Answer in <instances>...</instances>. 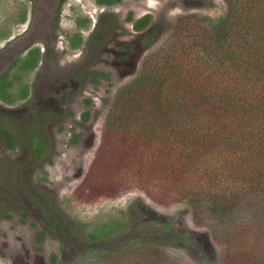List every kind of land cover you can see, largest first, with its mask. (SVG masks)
I'll return each instance as SVG.
<instances>
[{
    "label": "rangeland",
    "instance_id": "1",
    "mask_svg": "<svg viewBox=\"0 0 264 264\" xmlns=\"http://www.w3.org/2000/svg\"><path fill=\"white\" fill-rule=\"evenodd\" d=\"M225 9L223 0H0V264H90L110 248L138 243L145 244L146 250L150 245L161 247L188 264H228L222 259L223 239H215L211 227L196 213L210 214L211 207L222 202H230L229 210L236 214L242 210L246 216L225 218L244 234V245L264 241V231L257 227L261 221L251 218L252 209L263 210L258 204L264 206V197L230 199L239 187L232 186L236 172L231 176L224 169L236 170V160L232 165L230 159L220 162L223 148L202 155L201 145L191 147L187 136L171 143L165 140L164 146L156 139L130 145L132 153L140 150L150 161L157 158L167 174L187 160L188 169L180 172L186 179L174 177L175 185L180 195L197 192L196 199L190 196L188 201L160 205L147 189L134 188L112 197L110 192H90L88 185L79 187L94 154L109 145L102 129L118 88L136 77L143 58L167 39L175 16L199 12L212 17ZM141 19L145 22L140 26ZM31 49L38 51L36 62L25 68L21 62ZM186 69L182 64L176 71L181 80ZM190 72L193 85H199L200 77ZM259 87L239 98L232 93L220 108L205 106L206 116L193 126L202 133L206 126L230 123L236 110L227 106L231 99L252 110L258 120L253 133L264 140L259 109L264 107L263 84ZM163 92L175 93L173 89ZM179 92L192 98L187 90ZM207 94L212 97L215 92ZM158 115L149 117L154 120ZM167 117L158 123L161 132ZM3 132L11 135V144ZM217 135L218 140L223 136ZM191 148L208 165L210 170L201 172L210 177L199 174L201 163L195 157L189 163ZM173 153L185 159L174 163ZM124 157L116 155L117 168L108 172L135 181L142 171L134 172ZM142 179L146 181V172ZM165 181L158 177L154 183ZM245 201L251 203L243 205ZM102 227L105 233L98 237ZM259 241L256 247L261 246ZM120 261L126 264L127 258ZM137 264L159 263L157 258H140Z\"/></svg>",
    "mask_w": 264,
    "mask_h": 264
},
{
    "label": "trees",
    "instance_id": "2",
    "mask_svg": "<svg viewBox=\"0 0 264 264\" xmlns=\"http://www.w3.org/2000/svg\"><path fill=\"white\" fill-rule=\"evenodd\" d=\"M111 1L102 0V3ZM223 1L226 9L216 16L211 17L209 14L199 12L176 15L167 39L153 47L143 58L136 77L127 81V85L118 88L106 112V125L102 129V137L107 139L109 145L94 154L79 187L88 185L90 192L96 190L110 192L112 197L126 194L134 188L147 189L150 198L160 205L176 203L181 199L188 201L190 196L196 199L197 192L187 191L182 195L177 193L175 185L177 178L174 177L186 179L180 172L188 169L184 155L178 156V153H173L174 163L183 160L184 162L176 170L174 168L172 174H167L161 170V163L158 165L157 158L150 161L140 150L132 153L134 148L130 145L137 147L143 143V139H156L160 146L161 144L164 146L165 140L170 139L171 143L172 139L187 136L190 138L191 147L201 145L202 155L223 148L221 152L224 153L219 157L220 162L226 158V160L230 159L232 165L233 160H236L234 162L236 170L232 167L224 169L231 176L236 172V175L232 176V186L239 188L234 192L235 196L232 195L230 199H237L238 196H243L246 200L257 199L250 198L255 195L264 197L259 195L264 193V140L253 133L255 130L253 125L258 120L252 110L242 109L239 107V101L229 99L227 106L236 109L235 117L233 115L234 119L230 123L226 125L221 123L220 127L214 124L205 125L206 128L202 133L193 126L195 122L206 116L205 106L220 108L218 106L222 100L228 99L232 93L239 98L244 91L259 90L261 84L264 89V0ZM140 21L141 26L145 21L143 19ZM37 53L38 51L35 50L34 53L26 55L23 62L21 59L18 62L23 63L22 66L25 68L32 67L36 62ZM189 59L193 62L186 66ZM182 64L184 68L188 67V70L186 69L181 80L180 73L176 71ZM190 71L200 77L199 85L195 86L191 82L194 74ZM171 89L175 91L173 95L163 92ZM185 90L190 92L192 98L187 99L179 92ZM208 91L215 92V95L210 97ZM197 95L200 98H196ZM145 104H148L146 108L139 112ZM259 109L264 117V107ZM150 113L159 115L151 120ZM166 115H168V123L162 126L163 132H161L157 129L158 123ZM170 129L173 133H169ZM3 134L8 137V144H11V135L5 132ZM213 134H223V136L218 140V135L210 137ZM119 135L120 138H124L122 145L119 143ZM155 150L158 151L159 146ZM188 151L187 158L191 161L189 163H193L195 157L198 164L201 163L199 174L206 178L210 177L211 175L201 172L210 169L207 164L203 165L202 158L194 155L195 149L191 148ZM116 155L125 156L123 161L129 163L134 168V172L142 171L140 176L133 172L136 175L135 181L119 179L109 174L111 167L117 168ZM220 162L211 170H216ZM226 165L230 166V162ZM144 172H146V181L142 179ZM158 177H165L166 181L155 184V178ZM167 181L170 183L166 184ZM229 203H217L218 205L211 207L210 214L207 212L208 215L204 211H196V213L203 217L202 223L211 227L215 239H223L226 252L222 259L228 264H264V241L258 240L261 243L258 247H256L257 240L256 244L254 241L244 245L243 241L246 240L244 234L230 227V220L225 218L235 217L241 220L246 216L241 214L242 210L240 214L229 210L232 208ZM242 203L246 205L251 201ZM258 206L263 210L252 209L251 218L257 217V220L261 221L257 227L259 231H264V206L259 204ZM258 214L262 217L260 218ZM104 230L103 227L99 228L96 235L100 237L105 233ZM145 247V244L139 243L113 247L101 252L90 264H119L124 257L127 258L126 264H137L140 258L146 260L157 258L159 264L185 262L182 258L156 245L147 246L149 251Z\"/></svg>",
    "mask_w": 264,
    "mask_h": 264
},
{
    "label": "flooded vegetation",
    "instance_id": "3",
    "mask_svg": "<svg viewBox=\"0 0 264 264\" xmlns=\"http://www.w3.org/2000/svg\"><path fill=\"white\" fill-rule=\"evenodd\" d=\"M31 20H33V18H30V17H29V18H28V21H31ZM32 50H33V51H32ZM35 50H37V49H31L30 51H28V54H29V53H34ZM28 54H27V55H28Z\"/></svg>",
    "mask_w": 264,
    "mask_h": 264
}]
</instances>
